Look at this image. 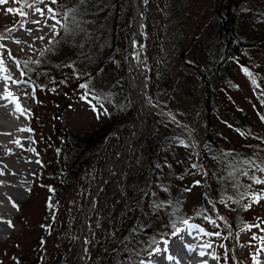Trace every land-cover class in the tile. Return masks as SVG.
<instances>
[{
  "label": "rangeland",
  "instance_id": "1",
  "mask_svg": "<svg viewBox=\"0 0 264 264\" xmlns=\"http://www.w3.org/2000/svg\"><path fill=\"white\" fill-rule=\"evenodd\" d=\"M23 3L24 0H19V2L9 0L8 4L0 6V30L9 31L11 25L10 27L6 25L13 23L20 16L17 13L8 14L5 9L7 7L28 8ZM71 4L73 5L75 2ZM38 5L47 13L44 4ZM48 6L60 9L61 2ZM131 7L128 0V7H122L119 13V20L122 19V21L117 22L116 26H113V22L110 20L111 16L109 21L104 15L99 16L101 22L99 27L103 30L104 42L100 44V47L98 46L96 58L103 62L101 69L91 76L89 83L95 88L96 93H104L110 98L109 105L119 104L120 113L124 115L129 113L130 116L127 123L119 122L121 120L111 121L104 133H98L96 136L95 141L97 139L98 145L103 143L104 146H107L112 142L119 143L120 140L123 143L125 139L127 141V138L136 130L140 120L136 104L129 94L128 85L126 97L123 99L117 90L118 85H115L112 80L113 76L115 77V71L108 62H105L107 57L113 54L119 58L120 62L126 61L127 63L132 33L133 8ZM230 8H235V25L238 36L248 41L250 47L240 51L234 60L226 61L218 72V79L210 80L213 90L211 102L220 114L229 121L241 125L244 131H250L254 137L242 135V132L233 130L215 115H212V119L216 122L217 127L208 129L205 83L195 69L199 67L206 77L211 76L209 60L218 56L217 49L213 45L216 37L221 34L218 30L212 29L211 20L217 11L224 15ZM66 10L67 8L62 12ZM48 15L47 13L43 20H40L39 25L30 26L28 29H31V32L28 29L24 32L25 37L31 34H34L35 38L44 36L43 40L38 39V43L31 51L27 52L23 49L22 53H12L11 56L8 52L2 53L10 65L7 72H11V76L16 80H20L19 72L21 73L16 62L42 61L43 56L40 55V52L50 45V40L56 37H53L49 27L43 23ZM57 18L59 19L58 16ZM140 18L144 53L143 68L144 76H146L145 102L150 108L162 107L163 112L167 113L172 120L173 117L175 118L173 121L179 127L164 117L155 118L151 140L149 144L147 143L145 152L143 153L140 148L128 150L124 161L108 174V179L104 182L107 183L108 191L116 193L122 187L123 172L133 164L134 158L137 160L143 157L144 164L150 173H153L150 161H152V165L156 160L165 163V169L161 176H156V185L150 189L152 191L150 197L146 199V203L142 207L135 236L137 238L132 240V245L138 248L147 247L154 237V233L165 232L169 228L166 226L170 221H175L183 216L200 218L197 212H201L216 220L218 227L211 223L206 226L208 221L205 219V224L198 221L193 222V220L189 223L198 224L205 231H219L222 233V237H229L223 239L222 237L207 236L199 229L191 231L183 225L181 229L184 232H190L200 241L199 245L206 251L209 264H217L216 259L212 258V254L216 255L217 250L221 252L226 264H253L251 257L256 253V249L264 244V240H252L251 243L249 241L253 233L264 237V231L253 228L251 231H240L237 235L231 224V219L233 217L242 220L250 219V224H260L261 228H264V200L245 210V204L250 203L247 197L243 200L240 199V196L238 200L233 198L234 205L227 202L219 203L215 200L216 196L213 195V190L219 188V195L225 198L227 194L222 195V192L230 193L233 189H237L241 193L244 190L248 192L264 188V185H253L251 190L247 189L246 186L251 183V180L242 175L243 181L238 184L239 188H234L236 174L229 177L231 168L228 167V161L233 157L236 160L252 159L256 163L264 160V122L260 119V115L264 114V106L254 94V86L249 77L242 71V66L247 67L257 77V83L264 86V0H146ZM48 21L49 19L47 23H49ZM38 28L39 31H37ZM57 29L59 30V25ZM11 36L13 35L11 34L6 39L7 44L4 43L3 51L9 47L10 41L13 43ZM49 48L51 51L47 52V56H58L55 54L59 51L58 47L51 46ZM58 69L63 70L62 75L71 80L70 72L62 67ZM18 86L21 87L19 94L26 97L28 106L32 108L27 111L28 114L25 117L19 118L17 123L22 129L28 128L32 131H21L20 129L17 132L20 136H26V139L24 146L16 150L15 156L20 158L27 152L29 155L25 156L35 158V170L27 174L26 188L21 195L22 202H24L12 206V212L14 211L11 219L12 232L0 237V242L2 241L0 243V264L15 259H26L34 253L32 246L40 232L37 225L43 222V203L47 194L45 188L36 186V175L39 170L44 168L49 156L42 149L36 148V142L40 137H48L49 134H52V137H61L62 133L87 134L98 128L105 118L104 113H101L97 118V113L92 110L89 104L80 99V92L73 90L67 92L64 102H57L56 105L59 106L55 108L56 105L52 103V99L59 92L63 94V86L53 84L49 90L35 91V99L32 98L33 84L30 86L19 84ZM256 91L258 92L259 89ZM146 98H149L151 102L148 103ZM54 108L57 109L56 116L52 114ZM113 114L115 115V112ZM182 129L189 130L190 137ZM53 130L55 131L53 132ZM173 137L178 141L177 149L174 155L166 160L167 152L162 144L168 145ZM185 139L188 140V146L180 144V141ZM29 148H34L35 152L29 151ZM189 148L194 150L190 163L182 157L188 155V158H191ZM112 158L110 164L119 159L120 154H116ZM37 160L41 163H37ZM191 162L199 167L193 168ZM97 173L98 168L93 170L92 178H95ZM257 175L264 174L257 173ZM195 181H200V184H195ZM145 182L146 180L143 182L144 185ZM80 187L82 188V197H78L75 193L69 197V201L72 202L71 209L74 212L73 224L66 228L67 211L65 206L62 207L58 212L54 230L46 237L42 246L40 243L41 252L37 258V264H48L49 262L62 264L63 254L67 252L68 243L73 236L78 238L81 230L82 209L88 194V181L80 183ZM186 189L191 190L186 191ZM83 198L84 204L80 205V200ZM162 201L165 202L164 206L157 207L156 205ZM234 207L236 210H233ZM205 209L208 210L206 213ZM110 212V204H105L104 200L96 209L92 207L83 233L85 247L77 264H84L87 255L93 249L100 253L105 248L110 233L106 232L103 235L100 233L99 235V231L106 218L105 214ZM114 225L113 223L112 228ZM229 233H231L230 236ZM177 237L171 236L169 241L171 242ZM194 240L196 238L190 241ZM159 242L160 246L161 241ZM206 243H210L211 248H204L203 245ZM221 244L226 247L221 248ZM75 246L73 245L69 253L70 259L74 257ZM155 256L148 257L145 261ZM33 261L34 258L28 264H32ZM90 261L91 264L94 263L93 259ZM125 264H128L127 260H125Z\"/></svg>",
  "mask_w": 264,
  "mask_h": 264
},
{
  "label": "trees",
  "instance_id": "2",
  "mask_svg": "<svg viewBox=\"0 0 264 264\" xmlns=\"http://www.w3.org/2000/svg\"><path fill=\"white\" fill-rule=\"evenodd\" d=\"M59 2H61L60 9L57 7L55 8L57 9V16L59 18V13L62 12L63 9L78 8L76 17L79 21V27L74 28L71 33H65L60 30L59 35H56L54 38L56 42L47 47H58L59 51L55 54L58 56L60 55L59 57L56 55L47 56L46 53L41 63L38 65L29 63L28 68L25 69L23 63L20 64V71H27V76L23 78L30 79L33 82V85L36 86V92H41L44 89L49 90L53 84L63 86L65 92H63V94L59 92L57 96L52 99V103H57L59 101L60 103L64 102L67 92H71L72 90L78 93L80 92L79 95H82L84 90L81 89L79 85L81 83H89L91 76L99 72L103 62L102 60L98 61L96 58L99 50L98 46L100 47V44L104 42L103 30L99 27L101 25L99 16L104 15L107 21H109L111 16L110 20H112L113 26H116L117 22L122 21V19L119 20V13L122 7H128V0H84L83 3H81L80 0H59ZM74 2L75 4L72 5L71 3ZM24 4L25 3H23V5ZM22 8L23 7H21V9ZM235 19V8L228 9L224 15L220 14L218 11L215 13L211 20L212 29L218 30L221 34L216 37L213 45L217 49L216 54H218V56L209 60L211 76L209 78L206 77L199 67L195 69L205 83V108L208 129H216V122L212 119V115H215L220 121L226 123L233 130L243 132L246 136L254 137L250 131H244L241 125L229 121L220 114L214 106H212L211 102L213 90L210 86V80L218 79V72L226 61L234 60L240 51L242 52L250 47L248 41L238 36ZM105 62H108L115 71V77L113 76L112 80L115 85H118L117 90L124 99L127 94L126 61H124L125 63L123 61L120 62L118 57L111 54V56L107 57ZM60 67L70 72L71 80L66 79V77L62 75L63 70L58 69ZM77 74L79 78H77ZM90 86L95 90L91 84ZM100 95L106 97L104 107L107 109V113L105 114L104 122L98 128L84 135L62 133L61 137H52V134H49L48 137H40L39 141L36 142V148L42 149V151H45L46 154L49 155L44 168L39 170L36 175V186L38 188H45L47 192L43 203V222L37 225L40 232L32 246L34 253L26 259L10 260V262L6 261L5 264H28L33 258L34 261L32 264L38 263L37 258L40 256L41 246L46 237L54 230L59 210L65 206L67 211L65 225L66 228H68L73 224L74 214L71 209L72 202L69 201V197L74 193L77 194L78 197L81 196L82 188L80 187V183H84L85 180L88 181L87 190L89 192L90 188L100 178L106 164L110 162L111 158L122 145L121 140L119 143L114 144L112 142L107 146H104L103 143H99L98 145L97 139L95 141L98 133H104V130L108 128L111 121L121 120L119 122L127 123L130 116L129 113L125 115L120 113L121 107H119V104L114 103L109 105L108 102H111V100L106 94L103 93ZM147 101L151 102L149 98H147ZM93 102L95 103L94 100ZM156 108L163 110L160 106H156ZM114 112L115 115L113 114ZM56 113L57 110L54 108L52 114L56 116ZM155 118L161 117L152 113L147 116L140 137L130 145L128 150L140 148L143 153L145 152V147L151 140ZM54 131L55 130H53V132ZM177 144L178 141L175 137L170 140L168 145L162 144V147L167 152L166 160H168L171 155H174ZM185 145H188V140L186 139L182 146ZM57 149H59V152ZM189 151L191 158H188V155H183L182 157L185 161L190 163L194 155V150L189 148ZM159 155L161 156V154ZM133 161V164L123 172V184L118 192L114 193L113 191H108L107 183H104L94 197L93 207L95 209L99 207L103 200L105 204H110L111 212L106 213L108 215L105 214L106 218L101 225L102 229L99 231V235L100 233L103 235V233L106 232L110 233V235L105 248L100 253H97L95 249L89 252L84 264H91V259L94 260L93 264H125V260H127L128 264H132V261L144 260L149 257L145 251L147 247L138 248L132 245V240L137 238L135 236L137 234V224L141 216L142 207L146 203V199L150 197V193L152 192L150 189L154 188L156 185V176H161L163 169H165V163L156 160L154 165H152V161H150L149 164L153 170V173H150L149 169L144 164L145 160L143 157L137 160L134 158ZM191 163L192 165L194 164L193 162ZM96 168H98V173L95 178H92L93 170ZM243 170L247 171L248 169L245 168ZM235 177V184L238 185L243 181L241 175H239V170ZM145 180L146 182L144 185L143 182ZM48 186H51L52 191L49 190ZM158 189L160 190L161 188ZM243 192L246 191L244 190ZM239 193V190L233 189L230 193L222 192V195L227 194L223 199L225 202L234 205V202L228 200L227 197L232 194L231 197L238 200ZM219 194V188L213 190V195L216 196L215 200L221 203L219 200H221L222 197ZM80 201V205H83L84 198ZM49 202H51L52 207H49ZM233 210H236V208L234 207ZM229 216L232 217L230 214ZM184 218H188L189 221L193 220V222L198 221L199 223L205 224V220L201 215L200 218L183 216L175 220L178 227L181 228L183 226L180 220ZM112 222L115 224L113 228ZM250 223V219L242 220L238 217H233L231 219V224L236 234L241 231L245 224ZM42 225L45 227H42ZM208 225L209 222H206V226ZM170 231L171 229L168 228L165 232L160 234L155 232L153 236L158 241L161 240L162 236L164 239H169L171 236L167 235V233H170ZM94 238L97 240L96 236H94ZM41 241H43V243H41ZM76 241V236H73L72 240L67 245V252L63 254L62 264H66L69 261V253ZM137 253H139V255H136ZM216 256L219 257V259L216 260L217 264H226L219 250H217ZM129 257L132 259L129 260ZM48 264H51V262Z\"/></svg>",
  "mask_w": 264,
  "mask_h": 264
},
{
  "label": "bare ground",
  "instance_id": "3",
  "mask_svg": "<svg viewBox=\"0 0 264 264\" xmlns=\"http://www.w3.org/2000/svg\"><path fill=\"white\" fill-rule=\"evenodd\" d=\"M144 4H145V0H132L134 27L136 31L139 32V34H141V29H142V28L140 29V21H141L140 14L142 13ZM35 7H39V5L35 4L34 7L32 8L29 7L26 8L24 11L27 13V15L22 17L20 21L17 23L16 27L10 29L11 31H7L5 29L0 30V37H5V38H0V45L5 46L4 43L7 44L6 39L9 38L11 34L13 35L11 36L13 43H11L10 41L9 47H6L5 51H3L4 47H0V59L3 60V65L6 69L5 72L0 73V76L12 75L11 72H7V68L10 69L9 67L10 65L8 59L4 58V56L2 55L3 52L5 53L10 52L11 55L12 53H20V52L22 53L23 49L29 52L38 43V38H35L34 34L27 35L26 37L24 36L25 35L24 32L30 26L33 25L31 21L43 20V17L47 15V13L45 12V15L41 16L39 13L34 11ZM48 22H49L48 24H52V20L49 19ZM21 24H23V27H21ZM18 40L19 42L17 43ZM135 44H136V40L132 38L130 41L129 54L127 56V65H128L127 78H128L129 90L135 98L136 108L140 113L141 111L147 110L148 105L146 104L144 99L146 82L143 84L141 80H135L134 77L135 69L133 63V52H134ZM145 77L146 76H144V79ZM20 79H22L21 74H20ZM12 80H16V79L12 77ZM12 80L5 81L3 79H0V96L4 95L8 91L12 92L14 96L18 97L19 103L21 104L25 112L24 114H21L20 112L15 111L14 103H9L7 99L0 100V173H2L0 174V237L10 234L12 232V226H9L8 224V221H11L13 217L14 211L12 212V206L16 205L19 202H22L21 195L26 188L27 179H28L27 174H30V172H34L35 170L34 169L35 158L32 156H25V155H29L27 154V152L25 155H22L23 157L19 158L15 156L16 150H19L24 146V142L26 139V136H22V135L20 136L17 133L20 129H22V127L18 125L17 120L21 117H25V115L28 114L27 111H29L30 108L32 107L28 106L26 97H23L21 94H19V90L21 87L18 86L17 84H13ZM56 107L57 106H55V108ZM131 136L127 138L126 142L130 140ZM17 140H19L20 142L19 144L15 143V141ZM91 208H92L91 202H88L84 209V214H83L84 217L86 218L88 217ZM83 233L75 249V253H74L75 264H77V262L80 260L85 247L86 242L84 243L83 241ZM189 233L190 232L183 231L177 238H174L171 242L169 241V245H168L169 251L165 253L164 256L171 255L174 256L176 259L171 261H166L165 259L161 258L160 254H156L155 257L149 260L158 262V264H203V261L205 260L208 261L206 251L202 248V246L199 245L200 241L194 235L192 234L189 235ZM195 238L196 240L192 242L190 241L191 239H195ZM189 245L191 247H189ZM160 247H163V242H161ZM201 251L205 252L206 255L201 257L200 256ZM260 261H261L260 264H264V252L260 253Z\"/></svg>",
  "mask_w": 264,
  "mask_h": 264
},
{
  "label": "snow or ice",
  "instance_id": "4",
  "mask_svg": "<svg viewBox=\"0 0 264 264\" xmlns=\"http://www.w3.org/2000/svg\"><path fill=\"white\" fill-rule=\"evenodd\" d=\"M13 2H19V0H13ZM59 0H24V3L26 5V7L32 8L34 7L35 4H44L45 7L47 8V13L49 14L47 19L44 20V24L49 27L51 33L53 34V37H55L56 35H59V30L64 31L65 33H71L73 31L74 28H78L79 27V21L77 20L76 14L78 12V8H71V9H67L66 11L60 12L59 16L60 18H57V9L48 6L49 4L51 5H55L58 4ZM81 3L84 2V0H80ZM146 2V0H145ZM9 3V0H0V6L6 5ZM6 13L11 14V13H17L18 15L24 17L27 15L26 12L23 11V9H19V8H13V7H7L5 9ZM34 11L39 13L41 16L45 15V11L44 9L40 8V7H35ZM51 19L52 21H54V23L52 24H48L47 20ZM31 23L39 25L41 23L40 20H33L31 21ZM59 25V30L57 29V26ZM21 27H23V24H21ZM40 29L38 28L37 31H39ZM11 31V30H9ZM29 32H31V29H28ZM0 38H5V37H0ZM38 39L43 40L44 36H40L38 37ZM19 41H17L18 43ZM55 39L50 40L49 44L55 43ZM0 47H4L3 45H0ZM51 51L50 48H45L43 51L40 52L41 56L46 55L47 52ZM9 55L11 56V53L9 52ZM15 59V58H13ZM23 63L24 68L27 69L29 63L31 64H40L41 61L40 60H35V61H17L16 62V66L20 67V64ZM6 69L3 65V60L0 59V73L5 72ZM242 71L249 77L252 85L254 86V94L257 95V99L260 100V103L262 106H264V86H261V84L257 83V77L255 76V74H253L251 71H249V69L247 67L242 66ZM27 76V71H21V77L22 79L20 80H12L11 76H0V79H3L5 81L7 80H12L13 84H25V85H32L33 82L30 79H23V77ZM77 78L78 74H77ZM79 87L81 89L84 90V92L82 93L80 99L87 102L89 104V106L92 108V110L94 112L97 113V118H99L101 113L106 114L107 113V109L104 107V102L106 100V97L101 96L99 93H96L90 86L89 83H81L79 85ZM256 89H259V91L257 92ZM53 91L55 89H52ZM35 91H36V86L33 85L32 88V98L35 99ZM27 95V93H25ZM7 99L9 103H14L15 105V111L20 112L21 114H24L25 110L22 108L21 104L19 103V99L18 97L14 96L12 92L8 91L6 92L4 95L0 96V100H4ZM93 100L95 101V103L93 102ZM30 111V110H29ZM175 118L173 117V120ZM260 119L262 122H264V114L260 115ZM21 131H32V129H21ZM242 135L245 133H241ZM31 139V138H29ZM15 143L19 144V140L15 141ZM181 144H184V141L181 140L180 141ZM22 146V145H21ZM188 146V145H185ZM29 151H33L35 152L34 148H29ZM57 151L59 152V149H57ZM37 163H41V161L37 160ZM243 166V167H241ZM193 168L199 167L196 164L192 165ZM228 167L231 168V171L229 172V177H231L232 175L236 174L237 169H239V175L245 176V177H249V179L251 180V183L248 184L246 187L248 189H252L253 185H264V175H257L256 173H261L264 174V160H261L260 163H256L255 160L252 159H248V158H242L241 160H236L234 157L233 159L228 161ZM246 167L248 170L245 171L243 170V168ZM2 174V173H0ZM204 175H206L207 173H203ZM195 184H200V181H195ZM49 190L52 191L51 186H48ZM233 187L234 188H239V185L233 183ZM191 189H186V191H190ZM30 191V189H29ZM240 199L243 200L247 197V199L250 201V203L245 204V210H247L248 208H251L254 204H259L261 200H264V188L259 189L258 191H248V192H241L239 194ZM228 200H232L233 197L229 196L227 197ZM221 203H225V200L222 198ZM238 202V201H237ZM165 202H161L160 204L156 205L157 207H163ZM171 203V202H168ZM209 203H212V201H209ZM15 206V205H14ZM18 208V206H16ZM49 207H52L51 202H49ZM208 210L205 209L204 212L206 213ZM197 215H202L203 218L205 220H207L209 223H211L212 225L218 227V225L216 224V220H214L211 216L209 215H205L204 213L201 212H197ZM220 219H223V217H220ZM180 223L183 224L186 228L188 229H199L201 232H204L205 235L207 236H216V237H222V233L219 231H205L203 228L200 227V225L198 224H190L189 223V219L188 218H184L182 220H180ZM9 226H13L11 221H8ZM42 227H45L44 225H42ZM169 227L171 229L170 233H167V235L176 237L179 236V234L183 231V229H181L180 227L177 226V223L175 221H170L169 224L166 226ZM230 227V226H229ZM253 228L256 229H260V231H264V228H261L260 224H245L243 226V228L241 229V231H251ZM191 233H189L190 235ZM231 235V233H229V236ZM238 235V234H237ZM223 239H228V236H223ZM161 240L163 242V247L159 246V241L153 237L151 242L148 243L147 248L145 249V251L147 252V255L149 257L155 256L156 254H160L162 259H165L166 261H171L176 259L174 256L168 255V256H164L165 253H167L169 251L168 249V245H169V240L168 239H164L163 236L161 237ZM252 240H264V237H261L259 235H257L256 233H253L251 235L250 241L249 243H251ZM41 243H43V241H41ZM211 244L210 243H206L203 245L204 248H211ZM189 247H191L189 245ZM221 248H225L226 246L224 244L220 245ZM264 252V245H262L260 248L256 249V253L252 255V261L253 264H260V253ZM136 255H139V253H137ZM204 255H206L205 252L201 251L200 252V256L203 257ZM226 258H227V253L225 254ZM212 258L218 260L219 257L216 256L214 253L212 254ZM132 258L129 257V260H131ZM132 264H158V262H154L152 260H148L145 261L143 259L139 260V261H132ZM203 264H208V261L205 260L203 261Z\"/></svg>",
  "mask_w": 264,
  "mask_h": 264
},
{
  "label": "water",
  "instance_id": "5",
  "mask_svg": "<svg viewBox=\"0 0 264 264\" xmlns=\"http://www.w3.org/2000/svg\"><path fill=\"white\" fill-rule=\"evenodd\" d=\"M129 2H130V5L132 6L131 0H129ZM131 31H132V35H131L130 40L132 38H134L136 40V44H135L134 52H133V63H134V69H135L134 70L135 71L134 77H135V80H141V82H143V84H144L145 83V79L143 78V68H142L143 62H144V54H143V51H142L143 43L141 41V38H142L141 34H139V32L136 31V29L134 27V17L133 16L131 17ZM132 97H133V100H134V103H135V98H134L133 94H132ZM149 112H152V113H155V114H160V115L165 116L166 118L169 119V117L165 113H162L161 111H158V110H156L154 108H147V110L141 111L140 112L139 124L137 125L134 134L131 136V138H130V140L128 142L124 141L122 146H121V148H120L121 149V155H122L121 158L113 163L111 169H108V170L105 169L104 170V172L102 173L99 181L92 187V190L94 189V190L97 191L102 186L104 180H106V175L109 172H111L112 170H114L118 166V164H121L123 162V159L126 157V154H127L128 145L131 142L135 141L139 137L142 129L144 128L145 121H146V116H147V114ZM92 190L89 193V195L87 197V200H86V202L84 204L83 210H82V222H81L82 229H81V231L79 233L78 241H79L82 233L84 232V230L86 228V220H87V218L83 216L85 205L88 202H91V206H92V203H93L94 195L92 193ZM76 246H77V244H76Z\"/></svg>",
  "mask_w": 264,
  "mask_h": 264
}]
</instances>
